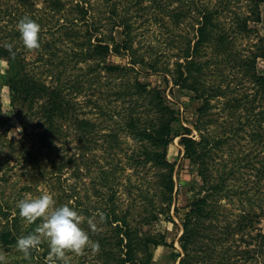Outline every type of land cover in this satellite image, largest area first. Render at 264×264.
Masks as SVG:
<instances>
[{
	"label": "trees",
	"instance_id": "16d2710c",
	"mask_svg": "<svg viewBox=\"0 0 264 264\" xmlns=\"http://www.w3.org/2000/svg\"><path fill=\"white\" fill-rule=\"evenodd\" d=\"M261 4H264V0H217L215 5L208 6L201 0H195V9L198 13L196 34L193 39L188 40V46L184 48L181 55L183 61L177 60L176 74L175 70L172 71L167 66L162 67L156 61L146 60L135 54L129 31L122 42H118L112 34L106 36L96 20L88 19L89 10L83 0H77L71 6V9L79 11V16L69 17L70 22L59 23V30L62 27L66 28L64 32L66 36L59 35L54 41L45 42L36 57L37 61L47 64L45 68L48 72L45 76L38 71H31L24 51L18 46L11 43L0 44V55L6 58L8 65L6 78L2 83L10 89L15 113L20 115L25 107L32 110L34 104L42 100L39 112L43 113L41 116L43 130L40 134L43 138L42 144L47 147L55 146L54 143L63 140L68 134V130L63 128L67 119L72 120L78 130L79 139L87 145L91 146L99 139L95 133L99 122L76 113V101L71 96L72 91H75L76 95L85 92V82L92 83L96 78L94 72L99 67H104L109 72H121L135 69L136 64L147 65L150 69L165 71L166 75L171 74L174 84L195 91V99L200 100L195 119L198 138L191 135L190 126L181 122L177 109L168 101L163 88L151 85L150 82L140 80L136 76L133 81H125L123 86L106 93V98H111L110 101L122 100L125 104L122 106L124 116L117 120H123L121 121L123 127L140 143L137 152L132 156L135 164L138 166L150 163L156 167L157 184L161 188V203L158 205L155 201L149 203V208L152 206V209H149L150 215L158 217L160 212L165 211L167 207L170 209L172 204L174 162L167 155L168 146L175 137H180L179 142L184 147L185 156L196 165L202 177L198 194L188 203V211L183 220V233L180 236L182 250L176 254L179 258L178 264H248L244 261L247 258H256L257 264H264V231L259 229L254 235L256 238L252 239L244 235L247 228H255V221L264 219V74L258 71L256 65L257 58L264 57V43L260 42L256 45V50L246 56L241 55V50L236 46V39L239 36L253 33L254 27L250 22L262 19ZM65 5L66 1L54 0L51 7L57 12ZM182 14L185 12L180 11L177 16ZM76 18L88 24L84 39L78 41L75 40L77 31L72 29L77 22ZM40 23L41 30L44 31L45 26L42 27L44 23ZM126 25L129 28L130 23L126 22ZM13 34L17 37L20 35L17 29ZM9 45L16 53L15 59L11 58L7 47ZM205 47L210 49L209 54L211 49L213 50L212 54L216 56L214 59H225L233 63L230 67L241 69L243 77L238 78L234 75V81H231L222 71L225 84L221 79L217 83H207V70L213 60L211 56L200 58ZM111 50L117 53L127 51L131 67L107 62ZM44 53L48 56L45 57ZM84 61H89L87 64L90 65L89 69L93 70L92 77L88 78L86 72L84 73L86 78H82L80 74L75 76L68 74L70 63ZM136 71L140 72V69ZM49 73L52 75L51 79L46 81L45 77ZM166 75L165 78L168 79ZM96 92L91 91L89 94L92 96ZM220 95L224 97L223 104L216 111L207 113L210 106L217 105L212 99ZM96 104L97 110L104 112L108 119L115 118V111L121 110L111 103ZM3 115L0 93V118H3ZM20 119L27 127L25 120L22 117ZM103 137L111 141L117 140V129L105 131ZM18 141L23 157L27 161L26 165L30 167L34 163V168L40 171L41 167L36 164L39 161L38 156L26 145V137ZM10 142L15 141L11 139ZM225 153L227 157L224 156ZM50 154L46 153L49 156ZM230 158L233 165L228 164ZM75 160L77 158H71L72 165ZM218 160L221 163V166L217 167L220 173L218 177H214L210 169ZM66 164V157H61L54 164L55 171L59 175L63 174ZM240 167H247L252 176L245 178L242 185L232 187L228 179H241L242 177L235 173ZM108 180L106 170L103 181L107 184ZM250 190L258 196L251 194ZM231 193H235L241 202L243 197H246L247 202L230 217L225 215L221 217L219 209V206H223L221 199L230 197ZM109 197L112 198L110 202L107 201V205L98 211L105 217L108 216L112 224L115 223L119 235L117 241L125 250L124 256H120L119 260L125 264H151V245L172 243H168L163 234L140 232L132 225L127 210L123 213L117 210L113 193ZM254 205L258 206L259 210L254 209ZM84 210L90 209L86 207ZM38 224L39 220L24 226L19 214L13 215L10 203L0 197L1 246L12 245L19 236L33 232ZM230 238L231 243L228 242ZM232 239L234 242L238 240L240 242L232 244ZM222 240L225 242L224 245L221 243ZM244 243L247 245H241ZM105 253L107 254V251Z\"/></svg>",
	"mask_w": 264,
	"mask_h": 264
},
{
	"label": "rangeland",
	"instance_id": "374dc122",
	"mask_svg": "<svg viewBox=\"0 0 264 264\" xmlns=\"http://www.w3.org/2000/svg\"><path fill=\"white\" fill-rule=\"evenodd\" d=\"M53 1L0 0V44L11 43L18 46L24 51L31 71H38L43 76L48 72L45 68L47 64L44 65L36 60L43 44L47 41H54L59 38V35L65 37L66 28L62 27L59 30V23L70 22L69 17L79 16L78 10L71 9L77 0H63L66 1V5L57 12L51 7ZM201 1L207 3L208 6H213L217 2V0ZM83 2L89 10L88 19L96 20L106 36L112 34L118 42H122L129 31L135 54L146 60L156 61L162 67L167 66L172 71L175 70L176 74L177 60L183 61L181 55L184 53V48L188 46V40L193 39L196 34L198 13L195 9V0H83ZM261 9L262 19L250 22L254 27L253 33L239 36L236 39V46L241 50L240 53L243 56L255 51L256 45L260 42L264 43V4H261ZM180 11L185 14L177 16ZM24 16L31 17L40 26V22L44 23L42 27L45 26V30L40 32V48L37 50L28 51L25 49L20 35L17 37L13 34L17 29V22ZM76 20L72 29L77 31L75 40L78 41L84 39L88 24L84 20L77 18ZM126 22L130 23L129 28ZM113 23L117 24L113 25ZM50 29L56 31L52 32ZM262 37L263 39H261ZM61 45L65 47L62 42ZM209 53L210 49L205 47L200 55L201 59L211 56L213 60L207 70V83H217L221 79V82L225 84L226 80H223L222 71L231 81H234V75L238 78L243 77L241 69L230 67L233 63H229L225 59H214L216 56L213 55L212 49L211 54ZM44 56L47 57L48 54L44 53ZM256 61L258 71L264 74V57L259 56ZM88 62L70 63L67 69L68 74L71 76L80 74L82 78H86L84 75L86 72L88 78L92 77L93 70L89 69ZM107 62L131 67L127 51L117 53L111 50ZM7 66L6 58L0 55V93L4 112L3 118H0V120H4L0 122V197L3 201L6 199L7 203H10L13 215L19 214L16 206L19 200L29 195L35 197L42 191H48L54 196L57 206L68 204L80 214L81 226L88 232L92 245L95 246L86 248L83 255L68 253L69 264H125L124 261L119 260L120 256H124L125 250L120 247L117 241L119 235L115 223L112 224L108 216L104 215L101 218L100 215H94V213H100L98 209L105 207L107 201L110 202L112 198L109 196L113 193L117 210L121 213L127 210L132 225L137 227L140 232L163 234L166 241L172 243L151 245V264H178L179 258L176 257V254L182 250L180 236L183 233V220L188 211V203L198 194L202 177L198 173L196 165L185 156L184 147L179 142L180 137H175L168 146L167 155L174 162L172 204L170 209L167 207L165 211L158 214V217L150 215L149 209H152V206L149 208V203L151 201H155L157 205L161 203V188L157 184L156 167L150 163L138 166L135 164L132 156L137 152L140 143L123 127L121 124L123 120H117L123 118L125 104L122 100L110 101L111 98H106V93L123 86L125 81H133L136 76L140 80L150 82L151 85L163 88L168 101L177 109L182 119L181 122L190 126L192 128L191 135L198 138L195 119L200 100L195 99V91L189 87L174 84L171 74L166 75L165 71L150 69L147 65L136 64L135 69H140V72L135 69L109 72L104 67H99L94 72L96 78L92 83L85 82V92L77 95L75 91L71 92V96L76 101L75 112L99 122L100 125L97 126L98 130L96 129L95 132L99 139L94 141L91 146L87 145L79 139L78 130L72 120L67 119L63 128L68 130V134L63 137V140L54 143L55 146L47 147L42 144L43 138L40 134V131L43 130L41 118L43 113L39 112L42 100L37 101L32 110L25 107L21 110V114L17 115L11 102L10 89L2 83L6 78ZM58 67L62 69L60 65ZM165 75L168 79L165 78ZM51 76L49 73L45 80L49 81ZM245 83L250 82L245 81ZM91 91L97 92L91 96L89 94ZM112 97L114 98V96ZM223 98L220 95L218 98L212 99V102H217V105L210 106L207 113L219 109L223 104ZM96 103L103 105L111 103L121 110L115 111V118L108 119L104 112L97 110ZM18 106L21 108L20 105ZM21 117L25 120L27 127L23 125ZM115 128L118 133L117 140L111 141L103 137L105 131ZM24 136L27 140L26 145L33 149L35 155L38 156L39 161L36 164L41 167L40 171L34 168V163L30 167L26 165L27 161L23 157L18 141ZM11 139L15 142L11 143ZM46 153L51 154L49 156ZM224 156L227 157V153ZM61 157H66L67 164L64 166L63 174L59 175L55 171L54 164ZM73 157L77 160L72 165L71 158ZM232 158L229 160V165L234 164ZM218 166H221L219 160L210 169L214 177H218L220 173V169H217ZM103 169L107 170L109 178L107 184L103 181L105 173L102 171ZM235 173L242 178H229L228 182L230 186L233 185L232 187L237 184L242 185L245 178L248 179L252 176L249 174L251 172L247 171V167H240ZM250 181L252 183V180ZM250 193L257 195L252 190ZM246 202V197H243V202H241L235 193H231L228 198H222L223 206H219L221 217L224 215L230 217ZM86 207L90 210L85 211ZM253 208L259 210L256 205ZM89 220L96 225L95 231L89 226ZM259 229L264 231L263 218L255 221V228H247L244 235L249 239L256 238L254 235ZM16 242L12 245H0V254L5 256L6 264H45L49 251L46 242L40 246L39 251L32 252L30 259H25L23 254L17 251ZM228 242L231 243V238ZM237 242L240 241L234 242L232 239V244ZM221 243L224 245V240ZM241 245L246 246L247 243ZM253 245L255 246V244ZM253 245L251 246L253 247ZM255 259L247 258L244 261L248 264H257ZM0 264H4V262H0Z\"/></svg>",
	"mask_w": 264,
	"mask_h": 264
},
{
	"label": "clouds",
	"instance_id": "9594fccd",
	"mask_svg": "<svg viewBox=\"0 0 264 264\" xmlns=\"http://www.w3.org/2000/svg\"><path fill=\"white\" fill-rule=\"evenodd\" d=\"M23 46L28 51L40 48L41 26L29 16L22 17L16 25ZM8 51L12 59L16 53L9 45ZM19 217L26 224L40 223L34 231L21 235L16 242L17 251L23 254L25 259H30L33 251H39L43 243H47L49 251L45 264H69L68 253L83 255L86 248L92 246L88 232L81 226L80 214L68 204L57 206L54 196L48 191H42L39 195L26 196L17 203ZM104 217L103 213H94ZM89 226L93 231L96 225L89 220ZM0 262L6 264V258L0 254Z\"/></svg>",
	"mask_w": 264,
	"mask_h": 264
}]
</instances>
